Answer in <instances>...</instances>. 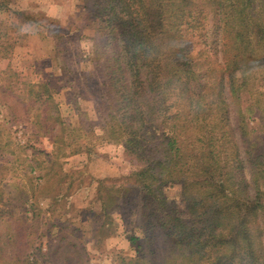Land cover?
Returning a JSON list of instances; mask_svg holds the SVG:
<instances>
[{
	"label": "trees",
	"instance_id": "obj_1",
	"mask_svg": "<svg viewBox=\"0 0 264 264\" xmlns=\"http://www.w3.org/2000/svg\"><path fill=\"white\" fill-rule=\"evenodd\" d=\"M82 1L93 27L90 59L104 74L100 132L137 166L131 187L101 198L103 217L128 208L142 233L129 239L135 254L122 263L264 264V144L249 143L254 132L240 104L241 69L252 62L240 20L251 10L252 28H261L254 6L264 9V0ZM202 14L240 50L222 44L220 63L216 54L186 50ZM53 36L59 56L61 37ZM46 87L29 94L42 95L53 109L46 117L58 123ZM173 187L179 193L169 198ZM33 205L23 218L35 226Z\"/></svg>",
	"mask_w": 264,
	"mask_h": 264
},
{
	"label": "rangeland",
	"instance_id": "obj_2",
	"mask_svg": "<svg viewBox=\"0 0 264 264\" xmlns=\"http://www.w3.org/2000/svg\"><path fill=\"white\" fill-rule=\"evenodd\" d=\"M255 8L261 28H252L251 10L240 20L244 56L252 61L241 69L246 82L240 104L254 132L249 143L259 146L264 144V9ZM87 10L82 0H0V264H123L135 254L129 239L142 238L128 208L107 217L101 213V198L131 187L137 166L121 142L106 141L100 132L104 74L90 59L93 27ZM209 18L199 15L192 29L196 42L185 48L216 54L220 63L222 44L240 49L218 23L210 27ZM53 35L61 37L59 56ZM40 85H47L58 123L46 117L53 109L42 104L43 96L29 94ZM178 193L177 187L165 191L169 198ZM22 197L28 206L36 204L35 226L24 220L28 206H19Z\"/></svg>",
	"mask_w": 264,
	"mask_h": 264
}]
</instances>
